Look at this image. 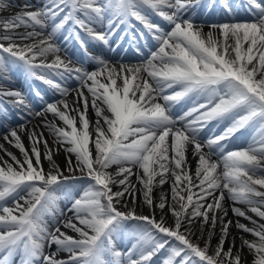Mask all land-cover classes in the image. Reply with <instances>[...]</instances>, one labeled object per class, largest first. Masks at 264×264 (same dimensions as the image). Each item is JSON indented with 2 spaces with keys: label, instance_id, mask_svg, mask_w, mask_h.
<instances>
[{
  "label": "snow or ice",
  "instance_id": "6c2138e0",
  "mask_svg": "<svg viewBox=\"0 0 264 264\" xmlns=\"http://www.w3.org/2000/svg\"><path fill=\"white\" fill-rule=\"evenodd\" d=\"M217 5L229 16L237 12L231 0H45L36 10L0 20V72L22 65L59 97L34 110L20 91H0L27 110L20 117L24 122L2 137L22 158L0 144L12 161L0 157V264H12L17 255L20 264H105V254L114 258L112 264H151L166 248L161 264H242L244 247L255 254L253 264H264V223L248 215L250 211L264 220V0H241L251 20L211 23L205 33L190 13ZM133 19L144 29L138 35ZM122 26L137 53L145 32L155 41V50L138 64L96 57L97 68L89 71L61 55L67 52L57 42L62 31L68 33L65 42L75 39L86 52L92 41L109 45ZM65 76L77 86L55 79ZM35 95L43 100L39 91ZM181 102L192 106L176 115L173 108ZM89 106L96 115L94 124ZM48 114L54 120H47ZM33 116L55 137V147L40 126H27ZM210 122L226 126L217 134L208 128ZM249 131L251 137L245 139ZM236 139L243 146L234 145ZM189 148L198 157L195 179L187 167ZM61 149L71 176L54 160ZM43 160L49 162L48 171ZM112 165L119 166L114 174L108 171ZM79 179L87 186L68 209L73 215L66 216L56 208V191ZM169 180L171 199L161 195L156 202L153 189ZM137 194L152 215H137L129 207V200L136 204ZM226 197L234 202L232 213L253 225L237 220L235 227L257 238L241 237L235 253V238L224 249L233 225L225 219ZM235 203L247 205V210ZM156 208L163 213L159 220ZM169 213L172 225L166 219ZM49 215L55 220L52 230L45 221ZM130 221L136 222L130 233L135 243L121 253L116 238ZM196 222L202 236L207 231L203 247L191 239ZM217 226L219 240L213 249ZM45 243L57 251L45 254ZM60 251L67 257L57 258Z\"/></svg>",
  "mask_w": 264,
  "mask_h": 264
},
{
  "label": "bare ground",
  "instance_id": "6f19581e",
  "mask_svg": "<svg viewBox=\"0 0 264 264\" xmlns=\"http://www.w3.org/2000/svg\"><path fill=\"white\" fill-rule=\"evenodd\" d=\"M32 1L39 4L38 8H40L45 3V0H3V1H1L0 2V20L8 18V15L5 12V10L8 8V6H10V5L13 6L14 4H17V3L21 4V5H19L20 7L16 8V10H15V13L17 15L19 13L24 12V8H22V7L24 6L25 2L32 3ZM236 2H237V0H231V3L237 9V12L232 16L227 15L225 11L218 12V10H215V12L211 11L208 14H206L201 8V11L196 15V19H194L195 20L194 22L197 25L203 26L204 32L207 33L209 31L208 25L211 23H222V22H229V21H247L248 18L246 16L251 15V14H247V15L241 14V11L243 9L241 8V6L240 7L236 6ZM152 18L159 20V22L162 24V26L166 25V22L161 21L159 17L153 16ZM249 20H251V19H249ZM136 22H137V25H138L139 30H140L139 32L144 31L143 26L138 21H136ZM24 30L25 29H23V28L19 29V31H24ZM28 30L30 31L31 29H28ZM166 30H168V29H166ZM118 31L121 32V34H123V29L120 28ZM135 32L137 33V35L139 34L138 31H135ZM64 36H65V34H60L58 37V40H57V42L60 43L63 48L67 49L66 54H65V52H61V55L62 56L66 55V58L70 59L74 66H80V67H83L89 71L96 70V68H97L96 62H94L86 53L81 54L80 52L77 53L75 50H71L73 55L68 54V51L70 52V50H69L70 48L65 47L67 42H65ZM123 38H124V40H127L128 35L125 33ZM143 40L147 41V44L149 45V47L142 49V53H140V54H132L130 51L125 52L123 46L121 48L111 49L109 47V45H111L113 43L112 37L110 38L109 45H103V44L97 42V44L99 45L97 50L100 51L102 53V55L106 56L104 58L105 60H108L112 64H118L120 62H123L125 64H129V65L138 64L148 56V54L151 50H155L153 47V45L155 44V41L152 40V38L150 36H148V34L146 32H145V38H143ZM31 42L32 41H27V43H31ZM50 58L52 59V57H50ZM23 72H24V67L22 65L15 66V68H11V70H10V73L12 75L11 78L14 81H18V82L22 83L26 87V89L29 93V98H30L29 103L32 105V108L34 110H38L40 107H42L44 100L51 102L54 99L59 98L58 94L57 95L53 94V91L51 90V88L47 84L40 81L39 79H35V78L30 77L27 74V72L26 73H23ZM0 77L1 78H7L8 76H6L4 74H0ZM55 79L57 80V82H60L62 84H67L71 88H75L77 86V82L75 80L69 78L68 76H65L63 78L56 77ZM177 90H179V89H177ZM36 91L41 92V94L43 96V100L35 95ZM73 98L74 97L72 94H70L68 97L70 102ZM186 103H188V102H182V104H186ZM6 104L8 106L5 105L6 108L4 110L0 111V144H4L5 148H7L8 151L13 152V154H15L18 158H22L19 150L12 147L9 144H7L2 139V137L7 130L13 128L12 127L13 125H18V124H21L24 122L20 117L26 115L27 110L25 109L26 111L22 112V115H20L17 113V111L14 109V107L11 108L7 102H6ZM173 112H175L176 115L181 114L180 111L176 110L175 108H173ZM88 118L92 122V124L95 123L96 115H95L94 110L91 108V106H89V109H88ZM47 120L52 121V120H54V118L51 114H48ZM16 121H19V122L13 123V125H12V122H16ZM55 123L58 126L63 127L62 121L55 119ZM33 125L40 126L38 130L43 132L44 137L48 140L50 146H53V147L56 146L55 145V137L49 132V130L47 128L43 127L41 119L36 118L34 116L31 117V122L27 126L29 128H31ZM225 126H226V124H222L220 126H217L216 122H210V124L208 125V128L216 131V133L219 134V132L222 131L223 127H225ZM251 134H252L251 131L246 132L245 133V139L250 138ZM22 139H23V142L25 144V147H30L27 136H22ZM237 141L239 142V144L244 143V141H242L240 139H237ZM241 146H243V145H241ZM90 147H91V145H90ZM204 151H205V153H207L208 149L205 148ZM186 156H187V167H188L189 171L192 173L193 178L195 179L194 173H195V168L197 165L198 157L193 155L191 148H189V150L187 151ZM0 157H2L4 160H8L9 163H12L10 157H8L3 151H0ZM72 159L74 161L75 157L73 156ZM211 159L215 160V159H217V157L215 155H213L211 157ZM54 160L57 163V165H59V167L62 170H64L65 175H68V176L72 175V173H69L66 170L67 169V153L65 151H63L62 149L57 151L54 155ZM42 162H43V167H44L45 171H48L49 162L47 160H43ZM118 167H119L118 165H112V166H110L108 171H110L111 173L114 174L117 172ZM137 170L138 169H136L135 167L133 168L134 173ZM220 170L221 169H218V171H220ZM75 175L77 177H79L80 173L77 171L75 173ZM130 179L134 183L136 182L135 175H133ZM113 190H117V189L114 187ZM161 195L167 196L169 199H171V180H169L163 186H160L157 184V186L153 189V198H154V200H156V202H158V199ZM69 200H70L69 196H66L65 198H61L59 201V204L62 207L60 209V211L67 214L68 216H71V215H73V213L68 211V209L71 207ZM142 200H143L142 195L137 194L136 204L133 205L131 203V201L129 200V207H134L137 215H152L153 210L149 209L145 204H143ZM209 202H211V201H209ZM233 203L234 202L231 201L227 197L225 198V200L223 202L225 209H227V211H228V215H227V217H225V219L233 221V225H230V229H229L230 235L225 241L224 249L227 250L229 245L232 243L233 238H235V246L236 247L233 249V252L235 253L237 249L241 248V243H242L241 237H243L249 241L255 240L257 238L254 237L253 235L249 234V233L242 232L241 230H239L235 227V221H237V220H239L241 223H244L248 227H253V225L250 223L249 220L244 219L243 217H237L232 213L231 207L233 206ZM234 206L240 207L244 210H247V205H244L241 203H235ZM165 211H167V209H165ZM154 215H155V218L157 220H159L160 217L163 215V213L158 208H156L154 210ZM248 215L252 216L253 219L257 220L259 223H264V220H261L260 218L256 217L255 214L251 213L250 211L248 212ZM166 219H167V222L169 225L174 224V217H172L171 213L168 214ZM54 226H55V224H52L51 229H53ZM62 230L64 231V229H62ZM124 232L127 233V239L121 238V240H119V243H121V244H126L127 242L135 243V240L132 239L131 235H130L131 229H126ZM192 232H193V234L191 236L192 241L195 243H199L200 246L203 247L205 242L208 240L207 231H205L203 236H202L200 228H199V222H196L192 226ZM218 240H219V226H217V228L215 229L214 234L211 238V247L213 249L217 245ZM45 249H47L51 252L57 251L55 245H52L51 247H49L47 243H45V245H44V250ZM126 250H127V248H125L124 251L123 250H118V251H120L121 253H124ZM164 252H165V255L168 254L167 248L162 250L161 252H159L152 259L151 264H161V262H162L161 256L164 254ZM166 252H167V254H166ZM209 254H212V253L210 252ZM67 255L68 254L66 252H63V251L57 252V258H66ZM241 255H242V264H253L255 254L250 252L247 249V247L243 248Z\"/></svg>",
  "mask_w": 264,
  "mask_h": 264
},
{
  "label": "rangeland",
  "instance_id": "374dc122",
  "mask_svg": "<svg viewBox=\"0 0 264 264\" xmlns=\"http://www.w3.org/2000/svg\"><path fill=\"white\" fill-rule=\"evenodd\" d=\"M2 0H0V2H1ZM24 4H27V5H30L31 7H28V8H26L27 9V11H32V10H34V9H36V5L35 4H31V3H29V2H25ZM11 10V8H9L8 9V11H10ZM10 17H13V16H10ZM12 67L14 66V65H11ZM8 71V70H7ZM4 72V71H3ZM192 106V104H190L189 106H187L186 108H185V111L189 108V107H191ZM181 107H180V105L177 107V109H180ZM204 139H207V136H204L203 137ZM229 150H231V149H229ZM71 182H73L74 183V186H76V185H83V186H87V181L86 180H83V179H80V180H77V181H74V180H72ZM61 188H63L66 192H68V195L72 198V200H74L75 198H79V195H80V193L83 191L82 189H79V188H77L75 191H71V189H70V183H65ZM57 191H59V190H57ZM59 193V192H58ZM11 204H12V202H11ZM8 206H11V205H9L8 204ZM135 226H136V222L135 221H130V222H128V224H126L125 225V229H131V231L135 228ZM122 237H124V238H127V233L126 232H123L120 236H118L117 238H116V242H115V245H117V240L119 239V238H122ZM133 243H131V242H127V244H124V247H131V245H132ZM120 245V247H121V244H119ZM167 253V252H166ZM164 255H165V252H164ZM166 256H162V260L165 258Z\"/></svg>",
  "mask_w": 264,
  "mask_h": 264
}]
</instances>
